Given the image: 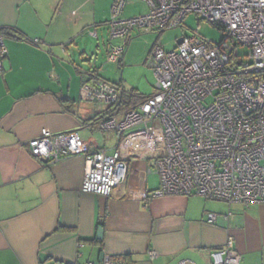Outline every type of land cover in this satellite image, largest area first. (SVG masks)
<instances>
[{
  "label": "crops",
  "instance_id": "1",
  "mask_svg": "<svg viewBox=\"0 0 264 264\" xmlns=\"http://www.w3.org/2000/svg\"><path fill=\"white\" fill-rule=\"evenodd\" d=\"M110 5L0 0V24L24 36L5 37L0 73V264H212V252L229 237L240 264H264V203L151 197L161 185L153 149L123 141L128 175L109 196L82 191V154L50 164L30 153L29 141L43 129L76 131L84 151L113 152L96 125L107 109L82 91L100 73L78 59L85 54L80 41L89 31L99 38Z\"/></svg>",
  "mask_w": 264,
  "mask_h": 264
},
{
  "label": "built area",
  "instance_id": "2",
  "mask_svg": "<svg viewBox=\"0 0 264 264\" xmlns=\"http://www.w3.org/2000/svg\"><path fill=\"white\" fill-rule=\"evenodd\" d=\"M144 14L123 17L125 0H114L109 25L113 46L109 60L120 61L134 28L166 29L183 24L189 13L225 33L216 43L183 36L172 50L156 46L150 65L157 77L154 94L125 106L123 87L96 73L83 85L85 97L109 104L96 125L114 133L117 147L84 151L78 132L42 133L28 143L30 153L47 163L82 154L83 192L109 196L124 182L129 149H153L161 185L151 197L198 194L207 199L264 203V0H143ZM0 24V73L8 54ZM249 48V61L239 47ZM208 220H217L215 213ZM152 253V252H151ZM154 255V253H152ZM212 264H240L234 238L212 252ZM105 264H133L124 260ZM179 264H188L182 260Z\"/></svg>",
  "mask_w": 264,
  "mask_h": 264
},
{
  "label": "rangeland",
  "instance_id": "3",
  "mask_svg": "<svg viewBox=\"0 0 264 264\" xmlns=\"http://www.w3.org/2000/svg\"><path fill=\"white\" fill-rule=\"evenodd\" d=\"M106 5L111 1L109 14L103 20L111 19V7L114 0H103ZM126 6L122 13L123 17H132L145 12L148 7L142 0H125ZM105 21L98 27L99 38L89 34L83 36L80 46L85 52L82 58H78L80 64L88 70L90 67L98 69L101 76L106 80L120 84L125 91L124 101H129V95L147 97L155 93L157 77L149 61L153 49L156 46L165 50H172L177 46V41L183 36L196 35L200 38L213 42H220L225 33L222 29L215 27L207 20L202 19L196 13H189L183 20V24L177 27L163 30H145L144 28H134L126 47L125 52L120 57L121 61L109 60V55L113 46L120 45L121 40L111 38L109 25ZM240 55L245 62L249 61L247 46L239 47ZM80 53V52H79ZM92 103V101H89ZM100 109L109 110L110 105L105 102L94 101ZM100 133L108 136L107 146L114 148L118 143V138L114 133Z\"/></svg>",
  "mask_w": 264,
  "mask_h": 264
},
{
  "label": "trees",
  "instance_id": "4",
  "mask_svg": "<svg viewBox=\"0 0 264 264\" xmlns=\"http://www.w3.org/2000/svg\"><path fill=\"white\" fill-rule=\"evenodd\" d=\"M215 27H218V26H215ZM219 28V27H218ZM3 36H17V37H22L23 35H21L16 29H12V28H6V27H3L2 28V32ZM24 37V36H23ZM121 61V59H120ZM95 72H97V70H95ZM99 75V74H98ZM100 76V75H99ZM124 96H125V92H124ZM124 96L122 98V103L123 105L125 106H128V105H132V104H135L137 102H139L143 97H137L136 95H129L128 98H129V101L125 102L124 101Z\"/></svg>",
  "mask_w": 264,
  "mask_h": 264
},
{
  "label": "water",
  "instance_id": "5",
  "mask_svg": "<svg viewBox=\"0 0 264 264\" xmlns=\"http://www.w3.org/2000/svg\"><path fill=\"white\" fill-rule=\"evenodd\" d=\"M182 41H183V38L181 37L180 39H178L177 44L182 43ZM102 232H103V229L99 228V230H98V238L102 237Z\"/></svg>",
  "mask_w": 264,
  "mask_h": 264
}]
</instances>
